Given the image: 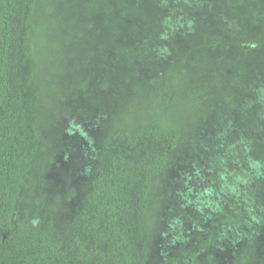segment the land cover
<instances>
[{
	"label": "trees",
	"instance_id": "trees-1",
	"mask_svg": "<svg viewBox=\"0 0 264 264\" xmlns=\"http://www.w3.org/2000/svg\"><path fill=\"white\" fill-rule=\"evenodd\" d=\"M219 249L264 264V0H0V264Z\"/></svg>",
	"mask_w": 264,
	"mask_h": 264
},
{
	"label": "rangeland",
	"instance_id": "rangeland-1",
	"mask_svg": "<svg viewBox=\"0 0 264 264\" xmlns=\"http://www.w3.org/2000/svg\"><path fill=\"white\" fill-rule=\"evenodd\" d=\"M61 10H63V8H61ZM79 10H80V7L78 8V14L77 15H80L81 14L79 12ZM95 27H101V26H100V24H96ZM100 30H101V33H102V31L104 30V28H100ZM104 32H106V30ZM95 40H97V39H95ZM91 41L93 42V40H91ZM95 46L96 45L92 44V48L95 47ZM206 129H208V132H211L210 133V136H209L210 139L209 138L206 139V132L205 131H204V134L203 135H200V137L196 136V138H197V140H198L201 148H203V150L210 148V147H208V145L210 146L212 144V141H214V139H215V138L212 139L211 136L214 135V134H216V131H217L216 129L213 128V126H207ZM198 151L203 153V151L201 149H198ZM204 152H206V151H204ZM232 157L236 158V155L235 154H232ZM226 167H227V170H229V172L226 170L227 172H222V173H219V174L216 175L217 176L216 178L218 180V186H220V187H221V184L224 181V177H221V176L227 175L229 178H231V179L234 180V178L237 177V172L239 171L238 169H241L242 168L241 165L237 161L236 162L233 161V162L227 163ZM201 168L202 167H201L200 163L198 162V165H195L194 164V167L191 166L189 169H186L185 170L186 173L196 172V174H197L195 176V179L197 181V185H195L196 187H198V185H201L202 186L203 183H204L205 176L203 175V173H199L200 170H201ZM204 174H206V173L204 172ZM242 178H243V176H242ZM242 184H240L239 187H242ZM198 190H195V192L197 193ZM207 199H208V201L204 202V205L205 206L204 205L203 206L204 207H206V206L207 207H213L214 205H213V202H212V197L207 196ZM220 199H222V198L220 197ZM219 205H220V202H219ZM253 209H255V208H253ZM251 211L252 210H249V212H251ZM206 225H209V221L208 220L206 221ZM157 249H158V251H160L159 246H157L156 250ZM215 256L218 258L219 264H224L223 258H225V254H224V251L223 250L219 249L218 251H216L215 252Z\"/></svg>",
	"mask_w": 264,
	"mask_h": 264
}]
</instances>
